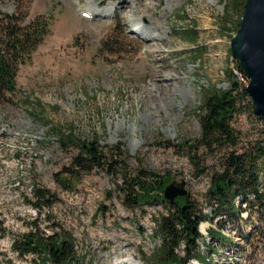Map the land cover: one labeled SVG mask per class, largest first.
Instances as JSON below:
<instances>
[{
	"label": "rangeland",
	"instance_id": "rangeland-1",
	"mask_svg": "<svg viewBox=\"0 0 264 264\" xmlns=\"http://www.w3.org/2000/svg\"><path fill=\"white\" fill-rule=\"evenodd\" d=\"M225 2L228 31L222 25ZM243 2L0 0V18L3 13L24 16V25L39 17L50 19L48 37L16 75L13 99L18 103L0 104V264L36 261V256L12 249L13 240L35 220L46 234L59 229L72 234L79 264H128L125 256L150 264L148 255L160 245L151 236L154 219L166 207L153 202L126 208L129 179L124 178L140 170L167 176L163 193L167 186L184 182L187 195L209 212L203 195L207 173L219 155L195 146L198 114L205 92L229 90L235 81L237 60L230 42ZM109 3L116 6L108 18L81 14L90 5L101 10ZM130 14L149 22L151 30L167 29L159 51L146 41V33L129 30ZM245 103L244 112L231 122L240 145L264 139L250 96ZM121 121L125 124L119 129ZM54 129L71 131L81 140L95 138L104 152L118 146L125 170L114 179L105 170L57 179L76 151L65 150ZM132 136L139 142L136 146L130 144ZM198 169L206 172L198 176ZM39 189L52 196L50 206L33 205ZM260 228L264 221L253 214L239 223L236 235L226 229L224 235L234 247L242 248L236 255L223 249L207 264H264V247L256 241ZM242 233L250 239L244 241ZM183 248L181 244L176 251L180 256Z\"/></svg>",
	"mask_w": 264,
	"mask_h": 264
},
{
	"label": "trees",
	"instance_id": "trees-1",
	"mask_svg": "<svg viewBox=\"0 0 264 264\" xmlns=\"http://www.w3.org/2000/svg\"><path fill=\"white\" fill-rule=\"evenodd\" d=\"M245 2L236 11L237 21L234 29L231 28L233 33L238 30ZM228 10L229 4L225 2L222 25L227 31L231 22L226 19ZM23 23L24 16L3 13L0 18V104L18 103L13 99L17 92L15 79L18 70L31 60L36 48L48 37L49 18L39 17L29 24ZM236 71L247 78L238 61ZM245 81L249 82V79ZM230 86L229 90L205 92L198 114L200 133L195 139V146L219 155L216 167L207 173L209 185L203 195L209 212L202 210L189 195L176 197L173 202L163 198L161 192L167 185V176L159 177L156 173L140 170L124 178L129 179L125 181L123 199L127 209H137L141 204L153 202L166 207L165 212L154 219L151 236L159 239L160 245L148 255L150 264H190L193 259L207 264L211 256L223 249L236 255L242 247H234L232 238L224 235L226 229L236 235L239 223L247 221L253 214L264 221V139L240 145V136L234 133L231 122L235 115L244 112L247 106L245 100H249V96L245 84L237 79L236 74ZM251 108L253 111L254 104ZM254 119L264 123L255 116ZM54 130L65 150L71 147L76 151L69 165L57 174V179L63 174L76 177L93 170H105L114 179L115 175L125 170L126 159L118 146L104 152L95 138L81 140L71 131ZM205 172L206 169H198L199 174L196 175ZM34 195L36 201L33 205L37 208L42 203L51 205L52 196L45 190H35ZM202 223L211 227H207L205 234L199 230ZM28 226L31 229L16 237L12 243V249L19 255L36 256L33 264H79L72 234L62 229L46 234L39 230L36 220ZM0 235H3L1 231ZM240 237L244 241L250 239L249 234L242 233ZM256 241L264 247V228L258 230ZM181 244L184 246L183 256L176 252Z\"/></svg>",
	"mask_w": 264,
	"mask_h": 264
},
{
	"label": "water",
	"instance_id": "water-1",
	"mask_svg": "<svg viewBox=\"0 0 264 264\" xmlns=\"http://www.w3.org/2000/svg\"><path fill=\"white\" fill-rule=\"evenodd\" d=\"M237 29L230 42L231 55L249 79L245 89L254 104V116L264 120V0H246ZM184 185L167 186L163 197L170 202L185 197Z\"/></svg>",
	"mask_w": 264,
	"mask_h": 264
},
{
	"label": "bare ground",
	"instance_id": "bare-ground-1",
	"mask_svg": "<svg viewBox=\"0 0 264 264\" xmlns=\"http://www.w3.org/2000/svg\"><path fill=\"white\" fill-rule=\"evenodd\" d=\"M115 6H116L115 4L109 3L105 8H103L101 10H97L94 6L90 5L87 8H85V10L81 14L83 16L86 15V16H89V17L94 15V14H99L103 18H108L109 17V13L115 8ZM124 6H126V5H124ZM163 8L166 9L168 7L164 6ZM125 10H127V11L129 10L130 12H134V10H132L131 8L130 9L128 8V9H125ZM162 16H164V15H162ZM129 17L133 21V23L130 24L129 30L131 32H133V33H139V32L146 33V35H147L146 36V41L149 42L150 44H152L153 47H156V50L159 51L160 48H161L159 41H161V40L166 38L165 32L167 31V29L162 27V29H163L162 31L163 32L158 31L156 28L151 30V25L149 24V22L146 23V21L143 18H141V17L140 18H132L131 14L129 15ZM234 73H235V70H234ZM236 73L239 74L237 71H236ZM162 77L165 78V79L171 78L170 76H162ZM236 77L241 83H244L245 86L248 85L247 81L241 79L243 77L240 74H239V76L236 75ZM154 89H155V86H152L151 90H154ZM155 90H157V88ZM124 124L125 123H123L121 121L119 123L118 128L119 129L122 128ZM134 128H135V124L131 123L129 125V131H130L131 134H133ZM114 131H116V129H114ZM138 143H139L138 140L133 138V136L130 137V144L132 146H136ZM200 228H201L202 232H205L206 229H207V225L205 223H202L200 225ZM123 260H124V262H128V264H138V263H136V260H135V258H133V256H131V257H129V256L126 257L125 256ZM193 261H195L197 264H199V262L197 260L193 259L191 262H193Z\"/></svg>",
	"mask_w": 264,
	"mask_h": 264
},
{
	"label": "built area",
	"instance_id": "built-area-1",
	"mask_svg": "<svg viewBox=\"0 0 264 264\" xmlns=\"http://www.w3.org/2000/svg\"><path fill=\"white\" fill-rule=\"evenodd\" d=\"M234 70H235V74L237 75V76H239V74H237L236 73V68H234ZM242 80H248V78H241ZM261 125H263L264 123H260Z\"/></svg>",
	"mask_w": 264,
	"mask_h": 264
}]
</instances>
